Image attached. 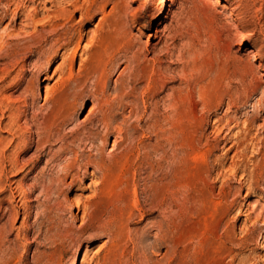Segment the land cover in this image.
Returning a JSON list of instances; mask_svg holds the SVG:
<instances>
[{"label": "rangeland", "instance_id": "374dc122", "mask_svg": "<svg viewBox=\"0 0 264 264\" xmlns=\"http://www.w3.org/2000/svg\"><path fill=\"white\" fill-rule=\"evenodd\" d=\"M47 1L0 0V264H264V0Z\"/></svg>", "mask_w": 264, "mask_h": 264}, {"label": "bare ground", "instance_id": "6f19581e", "mask_svg": "<svg viewBox=\"0 0 264 264\" xmlns=\"http://www.w3.org/2000/svg\"><path fill=\"white\" fill-rule=\"evenodd\" d=\"M52 4V6L53 7H56V8H59L60 6H62L61 7V9H63V7H64V5H65V3H66V5H70V6H73V7H75V8H77L78 9V6H79V3H80V0H71V1H68V2H65V0H48L47 2H45L44 3V5L47 7V4ZM44 6V7H45ZM65 8V7H64ZM79 8H80V6H79ZM60 9V8H59ZM60 9V10H61ZM37 11V10H36ZM64 11V9L63 10H61V12H63ZM56 12H57V10H56ZM36 13V12H35ZM34 15V14H33ZM57 16H58V14H56ZM30 16V15H29ZM57 16H55V18L57 17ZM59 17V16H58ZM62 17V16H61ZM60 19V18H59ZM28 20V19H27ZM23 21V20H22ZM27 22V21H26ZM26 24V23H25ZM49 24V23H48ZM27 25V24H26ZM50 25V24H49ZM51 26V25H50ZM48 40V39H47ZM49 41V40H48ZM31 50V49H30ZM14 51H16V49L14 50ZM9 52V51H8ZM24 52H26V51H21V53H24ZM30 51H28V53H29ZM40 52V51H39ZM14 53H16V52H14ZM26 53H24V55H25ZM38 54V52H37V50H36V52H32V53H30V55L28 54V56L26 55V56H24V55H22V56H24L25 58H23L24 60L23 61H25V60H28V59H31V58H33V57H35L36 55ZM15 55V54H14ZM19 55V54H18ZM45 55V54H44ZM7 56V55H6ZM12 56V55H11ZM16 56H17V54H16ZM15 56V57H16ZM20 57H21V55H19ZM40 56H42V55H40ZM9 57V56H8ZM18 57V56H17ZM2 58V57H1ZM5 58V57H4ZM7 59V58H6ZM18 59V58H17ZM16 60V59H15ZM20 60V59H19ZM19 60H18V62H19ZM41 60V59H40ZM0 61H1V59H0ZM15 63V62H14ZM17 63H15V65H16ZM19 64V63H18ZM14 65V66H15ZM13 66V68H15ZM18 66V65H17ZM16 66V67H17ZM22 67V66H21ZM38 75V74H37ZM34 76V75H33ZM4 78V77H3ZM37 78V77H36ZM7 79V78H6ZM20 96V95H19ZM29 97H30V95H29ZM46 99V98H45ZM47 99L49 100L50 98H48V96H47ZM26 100V99H25ZM35 101V100H34ZM27 102V101H26ZM58 102V101H57ZM29 103V102H28ZM56 104V103H55ZM54 107V106H53ZM56 107H58V106H56ZM94 108V107H93ZM53 111V110H52ZM55 111V110H54ZM65 114V113H64ZM32 186H30L29 188V196H31V195H33L34 194V192L37 190V184H35V183H33V184H31ZM28 192V191H27ZM29 199V198H28ZM47 214V213H46ZM61 218V217H60ZM60 218H59V220H60ZM60 222V221H59ZM91 259V258H90ZM87 264H92L91 263V261H89V262H87Z\"/></svg>", "mask_w": 264, "mask_h": 264}]
</instances>
